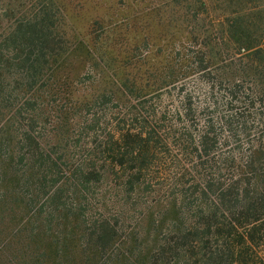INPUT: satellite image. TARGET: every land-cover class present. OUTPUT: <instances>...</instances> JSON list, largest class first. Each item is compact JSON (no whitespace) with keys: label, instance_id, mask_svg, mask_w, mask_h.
<instances>
[{"label":"rangeland","instance_id":"rangeland-1","mask_svg":"<svg viewBox=\"0 0 264 264\" xmlns=\"http://www.w3.org/2000/svg\"><path fill=\"white\" fill-rule=\"evenodd\" d=\"M58 1L69 49L40 88L42 115L36 129L63 172L90 166L98 175L88 189L79 186L82 192L77 194L70 190L66 199H80L90 221L107 216L117 225L121 238L109 258L100 261L149 264L161 242H177L178 234L185 232L189 237L198 233V247L189 240L179 264H207L210 254L231 243L226 238L230 222L244 221L226 206L214 217L209 210L221 206L220 191L234 184L252 147L264 140V114L246 119L250 127L242 131L244 122L235 111L244 106L233 105L229 97L232 65L217 61L210 65V74L194 70L202 47L174 29L170 6H160V0ZM155 7L161 9V21L156 15L149 18ZM171 68L180 79L166 89L131 96L123 88L126 79L138 87L153 86L155 76ZM9 117L10 113L4 119ZM228 118L233 120L232 130L225 122ZM92 119L99 121L93 125ZM141 127L154 139L149 154L139 160L133 150L140 143L135 134ZM19 129L13 126L14 132ZM127 130L132 134L129 141L116 142ZM205 135L214 142L207 153L199 151ZM15 152H3L0 163L8 162L6 155L17 157ZM14 160L25 169V162ZM11 185L10 179L0 181V193ZM230 199L226 198L228 207ZM45 200L41 192L28 211L48 209ZM260 215L263 223L264 212ZM53 232L59 235L57 228ZM261 234L255 237L258 244L252 242L243 250L244 264H264ZM167 252L169 261L177 263L178 249Z\"/></svg>","mask_w":264,"mask_h":264},{"label":"trees","instance_id":"trees-1","mask_svg":"<svg viewBox=\"0 0 264 264\" xmlns=\"http://www.w3.org/2000/svg\"><path fill=\"white\" fill-rule=\"evenodd\" d=\"M158 2L162 7L170 6L169 19L174 29L186 33L187 39L202 47L198 50L200 61L194 70L210 74V65L217 61L232 65L229 97L233 105L243 104V109L238 108L235 113L244 122L242 131H248L250 126L246 119L264 114V0ZM150 10L149 18L155 19L156 15L161 21V9ZM63 19L58 0H0V159L3 152H18L17 157L6 155L8 162L0 163V181L10 179L12 183V188L0 193V264H104L100 260L109 258L108 252L121 238L111 218L104 216L90 221L80 199L72 203L66 199L70 190L79 193L82 192L79 186L88 189V183L98 176L94 168L81 166L63 172L36 129L42 115L38 112L42 98L40 88L69 49L67 32L62 29ZM169 70V73H158L153 86L138 87L126 79L123 88L131 96L142 95L144 90L161 91L180 79V73L173 68ZM97 101L98 98L93 103ZM9 113V119H4ZM135 119L139 121V116ZM96 120H91L93 125ZM225 122L231 130L234 128L232 118ZM15 124L20 125L18 133L13 131ZM144 128L135 134L140 143L133 153L139 160L149 154L154 139L151 131ZM131 135L127 130L116 142L125 144ZM211 139L205 135L199 151L209 152L214 146ZM120 157L117 160L122 164ZM14 159L25 162V169H19ZM130 180L127 183H131ZM241 181L242 188L238 189L236 184ZM41 192L46 195L48 209L42 206L35 212L28 211ZM227 197L232 198L230 207L225 204ZM220 198L221 206L209 210L212 217L226 206L230 214L243 217L244 221L230 222L226 238L231 243L225 242L205 263L226 264L228 260L229 264H244L243 250L249 249L252 242L258 244L257 234L262 233L260 238H264V221L260 223V214L264 212L263 139L252 147L238 179L231 187L220 191ZM178 235L177 242H161L149 264H172L167 251L175 249H178L175 264H179L181 249L188 251L189 240L193 248L198 247V233L191 237L185 232ZM72 246L75 251L71 250Z\"/></svg>","mask_w":264,"mask_h":264}]
</instances>
